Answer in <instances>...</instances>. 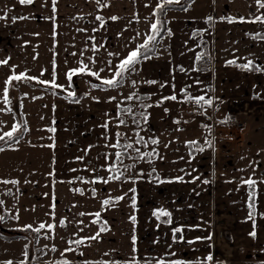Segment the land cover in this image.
<instances>
[{"label":"rangeland","instance_id":"rangeland-1","mask_svg":"<svg viewBox=\"0 0 264 264\" xmlns=\"http://www.w3.org/2000/svg\"><path fill=\"white\" fill-rule=\"evenodd\" d=\"M153 23L157 22L149 3L143 15L131 22L61 21L55 30L57 84L15 82L20 102L24 101L23 116L30 125L25 134L31 143L13 151L15 157L0 152V167L10 161L16 166L9 167L4 176L27 180L35 173L20 175L19 169H39L40 178L60 183V205L65 214L70 213L60 220V233L52 237L46 231V238L30 245L27 257L51 264L200 263L208 262L209 255L213 261L264 257V219L256 213V191L254 215L249 219L248 189L243 183L249 178L264 182V115L248 112L237 117L223 109L228 93L213 98L209 94L220 62L212 28L200 41L197 55L202 54V58L197 61L196 55L191 68L175 64L176 69L169 73L167 65L156 64V70L149 58L139 61L135 71H126L118 86H92L114 76L121 61L153 34ZM158 27L160 30L161 24ZM205 57L210 62H205ZM84 65L85 71L68 78L70 70ZM229 66L241 68L226 63L225 76ZM90 72L98 73L99 78ZM190 73L197 75L195 90L201 88L199 83L206 84L205 100L211 104L188 99L184 77ZM165 75H169L167 79H161ZM222 85H227L224 90L228 92L230 84ZM17 94L9 92L11 98ZM172 95L177 99H163ZM129 96L133 98L126 99ZM10 103L9 110H16L17 99ZM192 109L195 114H191ZM141 113L147 115L146 120ZM212 115L217 119L213 129L206 123ZM231 118L242 127L228 126L226 121ZM126 144L132 148L123 147ZM116 153L122 154L120 159ZM116 176L119 178L113 179ZM2 181L0 230L9 216L4 207L14 214L12 210L18 207L39 205L35 197L17 190L18 181ZM104 200L111 203L105 205ZM75 204L84 215L73 214ZM160 209L168 211L170 218L157 219L153 213ZM37 216L28 214L26 218ZM169 219L171 223L166 222ZM102 227L106 230L100 232ZM176 228L181 231L174 233ZM98 232L97 239H88ZM252 232L256 235L251 236ZM78 239L83 243H70ZM22 243L13 245L15 255L22 250Z\"/></svg>","mask_w":264,"mask_h":264},{"label":"crops","instance_id":"crops-1","mask_svg":"<svg viewBox=\"0 0 264 264\" xmlns=\"http://www.w3.org/2000/svg\"><path fill=\"white\" fill-rule=\"evenodd\" d=\"M161 1L100 0V3H97V0H34L32 4H21L19 0H0V62L7 61L6 64L0 63V136L19 125L4 100L6 81L10 76L23 73L26 77H34L35 79L29 80L38 83L48 81L50 82L48 84H57L55 72V30L57 23L61 21H94L97 20V16L102 17L103 20H112L111 17H117L115 19L117 21L131 22L143 15L147 3H149L151 11L155 12V7ZM261 3H264V0H261ZM210 16L211 21L207 20ZM257 17L261 19L257 20ZM165 18L167 31L158 41L155 55L150 56L149 59L155 63L156 70L159 69L156 64L167 65L169 73H172L177 65L182 67L185 65L186 68L193 67L200 41L208 36L207 33L212 28L215 50L220 57L219 71L215 82H213L214 95L219 97L228 93L227 101L222 103L223 109L225 107L229 113H233L237 117L248 112L264 115V7H261L257 0H193L185 9L167 10ZM232 60H235L237 65H243L251 60L252 66L248 69L229 66V71L225 76L223 69L226 63ZM254 68L260 70H253ZM167 76L169 75L162 76L161 79L166 80ZM195 76L197 75L190 73V76L184 77L187 79L184 82L189 92L187 96L196 98L199 97L196 95H202L205 97L206 84L199 83L201 88L195 90V83L193 82ZM225 82L230 84L228 92L224 90L227 89V85H222ZM23 106L24 101L21 99L22 115H24ZM24 122L23 137L11 146L3 148L0 152L12 155L15 153L13 151H17V149L20 151V148L28 147L26 144L29 145L31 142L25 133L29 131L30 125L26 116ZM206 123L209 125V120ZM15 156L17 155H12V157ZM15 166L10 161L1 166L0 180L18 181L17 190L20 189L25 192L24 195L27 192L31 198L35 197L39 205H32L29 208L18 207L12 210L14 214L10 213V208L4 207L9 216L2 221L3 227L7 230L29 225L32 226L31 228H38L41 223L51 224L53 225L51 229L45 227L39 231L38 240L46 238V231L51 233L52 237H56L61 231L60 220L70 214L66 213V215L60 205L63 196L62 186L58 182H46L44 177L40 178L39 169L18 170L17 173L20 175L35 173L36 176H31L29 180L5 177L4 175L9 173V167ZM247 189L245 190L247 191ZM255 191L256 213L257 216H262L264 219V199L261 198L264 197L263 181H256ZM69 193L67 192V194ZM247 199L246 203L248 204ZM77 207L78 205L75 204L74 215L78 212ZM78 213L81 214L82 212ZM28 214H38L39 216L36 219L28 220L26 218ZM22 241L24 242L22 243V250L20 253L18 252V255H15L12 247L15 243ZM26 246V239L6 241L0 238V264H23L30 261L36 264H51L46 259L39 258L34 261L33 257H27L30 249H26ZM122 252L124 254L125 250ZM118 254L120 253L118 252ZM213 260L214 258L208 262H181V264H209V262L210 264H264L263 256L260 259L246 261ZM130 264L172 263L130 262Z\"/></svg>","mask_w":264,"mask_h":264},{"label":"snow or ice","instance_id":"snow-or-ice-1","mask_svg":"<svg viewBox=\"0 0 264 264\" xmlns=\"http://www.w3.org/2000/svg\"><path fill=\"white\" fill-rule=\"evenodd\" d=\"M19 2L21 4H32L34 2V0H19ZM258 3H260V6L261 7H264V3H261V0H257ZM97 3H100V0H97ZM172 3H179V0H164V4L167 5V4H172ZM158 7L163 10V7L164 5H158ZM21 19L23 17H20ZM97 20L101 21V24H103V18L100 17V16H97L96 17ZM112 20H115L117 19V17H111ZM223 19V18H222ZM261 18L260 17H257V20H260ZM208 20L211 21L212 18L211 17H208ZM231 22V21H230ZM160 24V22L158 21L157 23H153L152 24V30H153V34L152 35H149L147 37V40L141 44L137 49L131 51L128 56L121 61L120 65L118 66V70L115 72L114 76L111 78V79H104L102 81V84L100 85H92L93 87H102V86H109V87H115V86H118L120 83H122L123 81V74L126 72V71H135V65L141 60H147L150 58L149 56V53H154L155 52V42L157 40V36H156V33L159 32V27L158 25ZM150 44H151V47H150ZM111 55V54H110ZM202 58V54H199L197 55L196 57V60L199 61L200 59ZM0 63H7V61H3V62H0ZM229 64H235L236 61L235 60H232V61H228ZM250 66H252V61L249 60L247 63L243 64V65H239V67L241 68H244V69H248L250 68ZM87 69V66L84 65L81 69H72L70 70L69 74H68V78L71 79V76H72V73L74 72H77V71H85ZM183 70V69H182ZM253 70H256V71H259L260 69L259 68H254ZM90 74L92 76H96L97 78H99V74L96 73V72H90ZM35 79L34 77L33 78H29V77H26L23 73H21L20 75H12L9 77V80L6 81V83H10L12 80H20V79ZM40 83H43V84H48L50 82L48 81H40ZM147 83H156V81H148ZM133 84H135V81H133ZM163 86V85H162ZM69 95H73V93H69ZM133 97L132 96H129L127 97L126 99H129L131 100ZM110 99H115L114 97L113 98H110ZM140 99H143V98H140ZM163 99L165 100H176L177 97L175 95H172L170 97H164ZM188 99H192L191 97H188ZM4 100H5V103H8V88L6 87L4 89ZM196 102L199 104L201 102H205V103H208V104H211V100H205V97L204 96H199V97H196L195 98ZM163 100H161L159 103H162ZM158 106V105H157ZM145 107H151V105H146ZM123 111L125 112H131V109L130 108H125L123 109ZM165 111H167V109H165ZM141 115L143 116V118L146 120L147 119V115L144 114V113H141ZM120 123L123 124L125 123L124 120H120ZM19 125H16L12 128L11 131L9 132H6L4 133V135L0 136V141L4 140L6 137L7 138H12L16 133H17V130L19 129ZM104 127H107V124L104 125ZM118 136L120 135L119 133L117 134ZM141 141H137V143H140ZM152 143H158V141L156 140H153ZM194 143V142H193ZM51 147V145H50ZM123 147L125 148H132V144H126V145H123ZM3 149H0V151H2ZM136 152H139V149H136L135 150ZM117 159H120L121 157V153H116L115 154ZM142 155L141 154V158H142ZM148 155H151L148 154ZM77 159H81L80 157H78ZM127 167H134V165H128ZM110 171L112 169H109ZM119 177L116 176V177H113V179H118ZM177 179L179 180H182L183 178L182 177H178ZM3 183H17V181H2ZM105 183L107 181H104ZM205 183H207V181H205ZM243 183L247 184L249 186L250 189H252L253 191L250 192L249 194V209H250V212H249V219H252L253 218V215H254V210H255V204H254V201H255V185H256V181L255 180H252L251 178H249L247 181H244ZM94 191V190H93ZM132 191H135V189H132ZM116 200H120V199H123V197H116L115 198ZM133 199V206H135V197L132 198ZM103 203L105 205H109L111 203L110 200H104ZM157 219H160L161 216H164V217H169L170 218V213L166 210H157L156 212L153 213ZM81 215H84V214H81ZM97 217H99V213H96L95 214ZM0 219H2V217H0ZM130 219L133 221V223H135L136 221V217L135 216H132L130 217ZM168 223H171V220L169 219L168 221H166ZM64 221H61V224H63ZM29 228H31L32 226L29 225L28 226ZM45 227H48L49 229H51L53 227V225L49 224V225H45L44 223H41L39 225L38 228L35 229L36 232H39L41 229L45 228ZM106 229L105 228H101L100 229V232H103L105 231ZM181 229L179 228H176L174 229V233L176 232H180ZM99 232L96 234V236H93V237H89L88 239H97L99 237ZM251 236H255L256 233L255 232H252L250 233ZM133 243H135L136 241V237L133 236ZM174 239H175V236H174ZM207 239H211V237H208ZM70 243H76V244H82L83 243V239H78V240H75V241H70ZM191 243V242H189ZM71 249H66V251H70ZM207 259L209 261H211L213 259V257L211 255H209L207 257ZM63 264H67V261H64ZM172 264H181V261L179 260H176V261H173Z\"/></svg>","mask_w":264,"mask_h":264},{"label":"trees","instance_id":"trees-1","mask_svg":"<svg viewBox=\"0 0 264 264\" xmlns=\"http://www.w3.org/2000/svg\"><path fill=\"white\" fill-rule=\"evenodd\" d=\"M191 2H192V0H179V3H172V4L165 5L164 4V0H162L159 4H157V6L155 7V20H156V22H158V21L160 22L161 28L159 30V33L157 34V40H156L155 45H154L155 46V50H156V44L158 43V41L160 40V38L165 35V33L167 31V20L165 18L166 11L167 10H181V9H185L186 7H188V5ZM158 5H164L163 10H161L158 7ZM152 55H155V52L154 53H149V56H152ZM141 60H143V59H141ZM8 80H9V78H8ZM23 80H29V79H23ZM31 81H33V80H31ZM15 82H17V80H12L10 83H7L6 84V87L8 88V101H9L7 103V106L10 109L11 108L10 107L11 99L12 98L17 99V105H18V107L14 111H13V109H11V111H12V114H13L15 120L18 122V124H19L20 127L17 130V133L12 138H7L6 137L4 140L0 141V149L9 147L12 144L18 142L23 137V135H24L25 122H24V117H23V115L21 113L20 96L16 92V86H14ZM11 90L13 91L14 94H17V96L15 95V97L13 96L11 98V96L9 95V92ZM2 135H4V134H2ZM115 163H116V158H115ZM113 168H114V165H113ZM247 188H248V205H249V194L253 190L250 189L249 186ZM254 204H255V201H254ZM249 211H250V209H249ZM35 229L36 228H29L28 226H25L23 228L7 229V232H2L0 230V238L4 239L6 241H12V240H17V239H26L27 240L26 249L29 250L30 247H31L30 245L33 244L35 246L37 244V241H38L39 232H36ZM38 259L39 258H34L33 260L36 261ZM23 264H36V263L30 261L29 263H23Z\"/></svg>","mask_w":264,"mask_h":264},{"label":"built area","instance_id":"built-area-1","mask_svg":"<svg viewBox=\"0 0 264 264\" xmlns=\"http://www.w3.org/2000/svg\"><path fill=\"white\" fill-rule=\"evenodd\" d=\"M205 62L207 61V62H210V61H208V58L207 57H205L204 59H203ZM212 86V91H211V95H212V98H213V95H214V91H213V84L211 85ZM212 105H213V102H212ZM195 109H192L191 110V114H195ZM217 119H216V116L215 115H212L210 118H209V124L211 125V127H212V129L215 127V125L217 124V121H216ZM226 123L228 124V126H231V127H233V128H235V129H240L241 127H242V123L241 122H239L236 118H231V119H229V120H227L226 121ZM213 137H214V135H213Z\"/></svg>","mask_w":264,"mask_h":264},{"label":"water","instance_id":"water-1","mask_svg":"<svg viewBox=\"0 0 264 264\" xmlns=\"http://www.w3.org/2000/svg\"><path fill=\"white\" fill-rule=\"evenodd\" d=\"M75 87L77 88V84L75 85ZM1 231H2V232H7V230L4 229V228H2Z\"/></svg>","mask_w":264,"mask_h":264}]
</instances>
